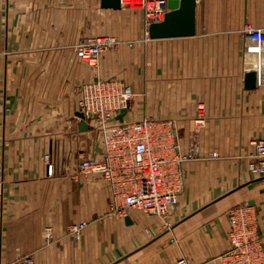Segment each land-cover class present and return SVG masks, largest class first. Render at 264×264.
<instances>
[{
	"label": "crops",
	"instance_id": "0c3cea01",
	"mask_svg": "<svg viewBox=\"0 0 264 264\" xmlns=\"http://www.w3.org/2000/svg\"><path fill=\"white\" fill-rule=\"evenodd\" d=\"M244 26L264 28V0H195V33L160 39L144 38L138 9L0 0V264H221L228 210L242 202L256 211L264 251V177L247 167L251 142L264 138V43L248 40ZM103 35L120 45L96 66L81 62L78 40ZM249 72L255 84L247 88ZM109 76L134 94L123 121L173 119L184 150L192 136L199 142L166 218L136 210L115 217L106 182L79 172L103 145L87 124L79 129L76 87ZM45 154L55 161L52 176ZM82 221L75 241L68 228Z\"/></svg>",
	"mask_w": 264,
	"mask_h": 264
},
{
	"label": "built area",
	"instance_id": "2783aa9c",
	"mask_svg": "<svg viewBox=\"0 0 264 264\" xmlns=\"http://www.w3.org/2000/svg\"><path fill=\"white\" fill-rule=\"evenodd\" d=\"M120 5L138 9L143 15V34L149 39L148 27L160 22L167 8V0H120ZM248 40L264 43V28L244 26ZM120 41L113 36L81 37L74 46L76 57L88 66H96L101 54L116 48ZM127 45H131L127 42ZM77 111L101 140L103 151L99 158L85 157L79 162V172L99 175L110 191V214L124 217L129 210L166 218L176 203L184 184V163L199 158V142L190 138L185 150L180 143L177 122L173 119H155L145 116L139 120L119 121L116 116L122 108H128L133 97L130 85L115 76L97 77L76 87ZM204 123L201 106L194 119ZM253 152L248 160V170L255 177H264V138L251 142ZM209 157H215L213 152ZM43 161L48 176L55 171L51 154ZM228 249L220 256L221 264H264V251L258 231L256 211L248 202H242L228 210ZM87 222L70 224V236L79 241ZM166 228L171 224L165 221ZM49 242L51 230L44 229ZM1 239V227H0ZM29 261V260H27ZM176 264H188L185 258Z\"/></svg>",
	"mask_w": 264,
	"mask_h": 264
},
{
	"label": "water",
	"instance_id": "95a60500",
	"mask_svg": "<svg viewBox=\"0 0 264 264\" xmlns=\"http://www.w3.org/2000/svg\"><path fill=\"white\" fill-rule=\"evenodd\" d=\"M101 6L117 9L120 7V0H101ZM168 10L160 22L152 23L148 27L150 39L191 36L195 33V0H167ZM245 85L247 88L254 87L255 73L246 74ZM126 108H122L116 116L119 121L123 120ZM75 115L81 119L80 130L86 129L83 115L77 111ZM128 221V217L124 218Z\"/></svg>",
	"mask_w": 264,
	"mask_h": 264
}]
</instances>
